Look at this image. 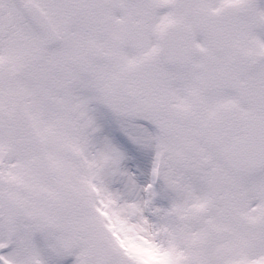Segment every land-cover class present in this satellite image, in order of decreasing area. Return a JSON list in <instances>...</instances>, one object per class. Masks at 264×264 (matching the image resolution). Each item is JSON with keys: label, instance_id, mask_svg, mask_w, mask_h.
Segmentation results:
<instances>
[{"label": "snow or ice", "instance_id": "6c2138e0", "mask_svg": "<svg viewBox=\"0 0 264 264\" xmlns=\"http://www.w3.org/2000/svg\"><path fill=\"white\" fill-rule=\"evenodd\" d=\"M0 264H264V0H0Z\"/></svg>", "mask_w": 264, "mask_h": 264}]
</instances>
